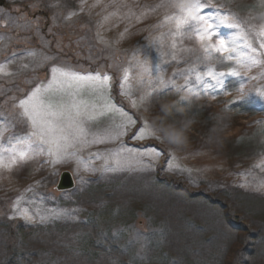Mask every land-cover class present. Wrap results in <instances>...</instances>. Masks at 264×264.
I'll return each mask as SVG.
<instances>
[{
    "label": "rangeland",
    "instance_id": "obj_1",
    "mask_svg": "<svg viewBox=\"0 0 264 264\" xmlns=\"http://www.w3.org/2000/svg\"><path fill=\"white\" fill-rule=\"evenodd\" d=\"M211 3L220 6L222 16L241 24L239 30L219 31L237 37L235 46L243 52L249 50L239 37L246 33L257 48L253 55L259 63L242 67L220 53L205 55L194 34L173 35L175 22L165 20L178 14L172 0H0V65H6L8 73H0V147L31 131L20 117L18 101L37 85H47L51 69L60 67L82 74L107 73L112 102L137 120L121 138L124 145L162 150L155 160L144 157L151 168L133 162L122 171H104L113 164L110 153L119 150L120 142L91 141L103 137L114 121L121 122L118 115L106 116L84 121L86 138L67 148L73 155L61 152L51 157L45 145L42 154L18 161L11 169L0 168V221H18L23 232L32 234L40 228L60 232L75 228L61 236L60 250H42L46 264L58 260L56 252L66 251L83 255L87 263L92 257L95 264L103 255L108 256L107 264H212L213 250L223 246L226 233L213 200L221 202L224 214L258 230L256 223L264 218V191L255 190L264 181V104L228 106V102L241 95V88L252 94L264 89V49L259 38H253L264 25V2ZM43 5L49 12L47 21L37 12ZM138 61H147L150 72L142 73ZM41 68L45 70L41 76L25 80V92L15 98L10 78ZM209 68L216 72L234 68L242 77H225V90L213 92L195 79ZM125 69L128 81H123ZM158 76L169 81L167 88L158 89ZM205 80L214 83L206 76ZM186 81L188 87L181 89ZM121 82L130 88V96L121 95ZM75 99L87 105L103 103L90 90ZM71 101L64 93L53 99ZM141 121L178 133L183 143L177 145L170 138L133 139ZM62 171L73 178L70 190H56ZM14 205L27 210L33 221L18 215ZM51 213L62 215L55 218ZM40 216L49 218L41 222ZM0 238L8 240L5 229ZM236 249L233 242L231 252Z\"/></svg>",
    "mask_w": 264,
    "mask_h": 264
},
{
    "label": "snow or ice",
    "instance_id": "obj_2",
    "mask_svg": "<svg viewBox=\"0 0 264 264\" xmlns=\"http://www.w3.org/2000/svg\"><path fill=\"white\" fill-rule=\"evenodd\" d=\"M171 6L178 9V14L166 16L165 20L175 22V32L173 35L188 33L189 38H191V35L194 34L205 55H210L213 52L220 53L227 60L231 61L235 59L236 63L242 67L246 63L256 64L260 62L253 55L257 53V48L253 46L252 40L249 39L246 33H241L239 37V39L243 40L242 47L249 50L248 52H243L235 46L237 45V37H225L219 31L221 27L239 30L241 29V24L234 17L222 16L220 6L211 3V0H207V2L205 0H172ZM253 38H259L260 48L264 49V25L260 26L259 31ZM213 40L215 41L214 43ZM229 45L233 46L230 47ZM175 46L173 42L172 47L175 48ZM173 59H175L174 55ZM137 63L142 73L150 72V65L147 61H138ZM24 67H27V65H24ZM156 67L159 68V65ZM51 72L52 78L47 85H37L24 98L18 101V107L21 109L20 117L30 125L31 131L26 133L22 138H16L15 143H12L10 140L8 147H0V168L11 169L18 161L23 162L31 159L33 156L42 154L45 150V145L47 146V153L51 157H56L61 152L73 155V153H67V148L73 142H79L82 138H86L87 134L83 127L85 120L94 121L98 117H115L117 115L121 118V122L115 123L114 121L113 125L105 131L103 137L94 138L91 141V143H103L105 139H109L120 142L119 150L110 153L113 164L107 165L106 160L107 167L104 168V171H122L133 162L144 168L152 167L151 163H145L144 157L155 160L161 155L162 150L151 147L141 151L124 145L121 138L127 135L128 129L131 126L137 125V120L124 111L122 107L112 102L109 92L111 77L107 73L88 72L82 74L60 67H53ZM0 73L8 74L6 65H0ZM205 76L214 81V83L206 81ZM225 77H242V73L234 68L229 69L228 72H216L214 69L209 68L204 75L197 73L195 79L197 83L203 81L207 89L216 92V90H225ZM156 79L158 81V89H164L169 86V81H166L162 76H158ZM128 80V70L125 69L123 81ZM179 87L181 89L188 87L187 81L184 86ZM87 90H90L103 103L87 105L75 99L77 94ZM189 91H191V88H189ZM239 91L241 95L229 101L228 106H242L246 103L256 102L264 104V89H256L254 94L245 92L243 88L239 89ZM130 92V88H126L125 84L121 82V95L130 96ZM59 93L72 97L71 103H54L53 99ZM140 99L143 101L145 97L141 96ZM131 103L133 107L138 106L135 100ZM98 107L102 110L97 111ZM157 133L165 134L161 136L157 135ZM2 136L3 132H0V137ZM132 138L135 140H145L147 138L164 140L170 138L177 145L183 143V138L178 133L165 132L162 127L151 128L144 121L140 122L138 130ZM85 142H87L86 139ZM36 149H39V151L37 152ZM52 162L57 163L58 161L53 159ZM261 166H264V162H262ZM169 167H175V165L169 164ZM255 190L264 191V181ZM14 209L26 221H33V216L27 210L21 211L15 205ZM60 215L62 214H50L51 217L55 218H59ZM48 218L47 216H40L41 222Z\"/></svg>",
    "mask_w": 264,
    "mask_h": 264
},
{
    "label": "trees",
    "instance_id": "obj_3",
    "mask_svg": "<svg viewBox=\"0 0 264 264\" xmlns=\"http://www.w3.org/2000/svg\"><path fill=\"white\" fill-rule=\"evenodd\" d=\"M37 12L39 16H42L47 21L49 12L44 5ZM1 23L0 25H2ZM42 68L34 73L26 70L22 74L12 76L10 78L11 84L14 85L12 95L18 98L21 93H24L26 90H24L26 86L24 81L32 77L39 78L42 72L45 71ZM17 92H19V95ZM185 108L187 107L185 106ZM242 195L245 194H241L240 197ZM231 197L233 198L234 196ZM211 203L219 211L218 221L220 224L222 222L226 230V233H224L225 243L223 246H219H222L219 250H213L215 255L213 256L214 261H212V264H264V218H259L256 223L258 230L254 232L250 227H245L237 222V219L232 215L224 214L221 202L213 200ZM18 225V221L11 219L2 218L0 221V236L2 229H5L8 235V240L0 238V264H46V258L41 256L42 250H50L51 253H54L56 249L60 250L58 244L61 241V236H67L75 231L74 227H70L65 232L40 228L36 230V234L35 232L32 234L31 231L27 232L25 230L23 232ZM233 242H235L237 249L231 252ZM56 255L58 260H53L52 264H95L91 260L92 257L88 258L87 263L83 255L69 253V251L60 254L56 252ZM107 259L108 256L103 255L101 260H97L98 263L96 264H104ZM50 263L47 262V264Z\"/></svg>",
    "mask_w": 264,
    "mask_h": 264
},
{
    "label": "water",
    "instance_id": "obj_4",
    "mask_svg": "<svg viewBox=\"0 0 264 264\" xmlns=\"http://www.w3.org/2000/svg\"><path fill=\"white\" fill-rule=\"evenodd\" d=\"M74 181L71 174L68 171H62L59 175L58 182L56 184L57 191H67L72 189Z\"/></svg>",
    "mask_w": 264,
    "mask_h": 264
}]
</instances>
